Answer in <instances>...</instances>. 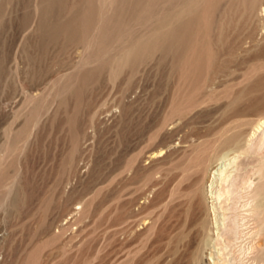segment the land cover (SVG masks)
Masks as SVG:
<instances>
[{
	"label": "rangeland",
	"instance_id": "rangeland-1",
	"mask_svg": "<svg viewBox=\"0 0 264 264\" xmlns=\"http://www.w3.org/2000/svg\"><path fill=\"white\" fill-rule=\"evenodd\" d=\"M262 5L0 0V264H108L123 240L129 264L174 246L188 264L220 164L197 161L233 112L264 101Z\"/></svg>",
	"mask_w": 264,
	"mask_h": 264
},
{
	"label": "bare ground",
	"instance_id": "bare-ground-1",
	"mask_svg": "<svg viewBox=\"0 0 264 264\" xmlns=\"http://www.w3.org/2000/svg\"><path fill=\"white\" fill-rule=\"evenodd\" d=\"M248 2L250 4L251 1ZM110 4L112 5L113 3ZM250 10H252V8ZM260 11L263 12L262 14H264L263 5L262 7H260ZM244 12H242L243 13L242 15H244ZM252 14L253 13H251V15ZM261 17H263V23H264V16L262 15ZM101 20L103 24L104 22L106 23L109 21L108 18L106 19L104 17V15L101 16ZM100 22L98 21V23ZM100 26L101 25L99 24L96 26L97 31L100 29ZM96 29H94V31ZM253 94L250 95L253 97ZM262 95L264 96L263 93ZM256 97L258 98V96ZM260 98L263 99L262 97ZM253 102L251 103L250 106L248 105L249 107L247 106L248 108L240 109L238 111L235 109L236 111L233 112L234 113L233 115H230V117L231 116L232 117L231 119H229V121H226V123L224 124L221 122L222 125L221 126H219L220 124L218 125L219 127L216 132H214L213 129L212 131H210L216 133L215 137L211 140V144H210V146L213 147V151H211V153L208 156H206L204 159L199 160L200 162L197 161V164L201 165L205 161L209 163L214 159H219L220 164L219 167L216 169V171L212 172L211 175L209 173L210 179L208 180L209 182L208 185L210 186V188L207 187L209 188L208 190L209 193L213 195V199H214V201L212 202V209L214 214L212 218L214 220L212 221L211 219L210 225L203 220L204 218L199 220L198 223H200L202 229V231H200L201 237L199 239L197 247L193 251H191L190 260L188 264H205L203 254L208 239L211 240L212 246H214L216 249L217 257L213 259L214 264H264V101L257 100V102H255L254 104ZM214 133H212V135ZM208 135L210 136V134ZM206 170L208 169L206 168ZM186 177L188 178V176ZM201 179L202 177H197L191 180L189 187L193 195L195 192L198 193V191L200 190V189L197 190L198 187H196L195 185H197L196 183L200 182ZM200 188H201L200 194L201 193L203 194L204 193L202 192L203 187L201 186ZM183 195L185 194L183 193ZM183 199L186 200L185 197ZM191 206H192V211L190 212L189 216L192 218L195 217V204L193 203L191 204ZM216 208L219 209V211H217ZM209 211L211 210H208V212ZM211 214L212 213H210V215ZM169 215H171V213ZM188 223H189V229L194 227L195 224L194 220L191 219ZM160 229L158 230L159 242L162 240V235L164 234L163 233L161 235ZM121 232L122 231H120V233ZM175 232L176 231H174L172 235L174 234V236H177L179 239L180 237L178 236L179 232L178 234ZM153 233H155L154 230ZM184 233H188V232L186 231ZM181 234L183 235V233ZM187 236L190 237V235ZM181 237L180 239L183 240V237L182 238ZM109 239L111 241V238ZM122 243L118 249L117 248L114 249L112 246H110L107 253L108 260L106 259L108 261V264H129L128 261L129 259L127 258L128 259L127 260L124 256L125 254L123 253ZM175 244L177 243L175 242ZM141 245H143V243ZM161 246H163V243H161ZM172 248L166 249L167 251L163 252V247H161L158 254L155 255L157 256L155 260V264H174L172 259L176 258L173 256L175 248L173 249V251ZM156 250L155 252H157ZM177 250H179V248H177ZM180 254L181 252L179 253V255ZM178 261H176V263Z\"/></svg>",
	"mask_w": 264,
	"mask_h": 264
},
{
	"label": "built area",
	"instance_id": "built-area-1",
	"mask_svg": "<svg viewBox=\"0 0 264 264\" xmlns=\"http://www.w3.org/2000/svg\"><path fill=\"white\" fill-rule=\"evenodd\" d=\"M3 230L2 229H0V239L2 238V236H3Z\"/></svg>",
	"mask_w": 264,
	"mask_h": 264
}]
</instances>
